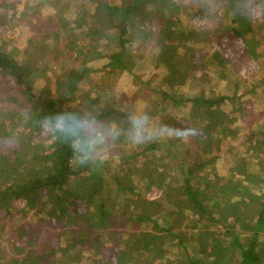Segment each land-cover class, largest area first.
Wrapping results in <instances>:
<instances>
[{"label":"trees","instance_id":"16d2710c","mask_svg":"<svg viewBox=\"0 0 264 264\" xmlns=\"http://www.w3.org/2000/svg\"><path fill=\"white\" fill-rule=\"evenodd\" d=\"M66 1L68 0L64 2ZM121 1L123 2L108 3L106 0H94L96 3L94 12L89 13V10L83 8L79 17L72 18L76 23L70 27V14H65L63 18L55 10L54 15L59 18L57 27L60 31H56L54 36L59 38L60 42L55 48L46 46V43L40 45L36 33L37 35H33L29 40L28 46L37 42L41 53L32 56L30 61H20L11 51L0 48V77L13 81L10 94L18 93L16 96L8 95L16 103L14 106H6L5 113L0 110V151H2L0 152V208L13 207L15 201L22 200L24 213L35 214L36 211L48 207V215H55L57 221L63 223L61 234L55 231L45 234L42 243L36 247L29 246L24 257L7 258L4 264H47L49 255L58 258L63 255L69 256L66 251L81 243L92 252H102L101 250L106 248L102 244L104 239L100 237L99 232L94 231V228L98 230L108 224L112 227L130 221H133L134 228L129 233V241L135 239L136 243L140 244L142 247L140 253L147 251L153 255L152 259H146L145 255L141 256L143 262L136 259L138 264H264V238H261L264 236V232L261 235V231L264 230V175L257 174L255 172L257 169L247 170L246 160L248 155L249 158L257 156L256 162H260L264 170V156L260 154L264 140H260L257 136L259 134L257 129L264 134V123L261 122L264 121V114L250 116L246 123L248 131L242 135L236 136V128L226 126L234 120V112L244 108L240 97L247 91L240 90L237 82H234L232 93L219 91L210 86L205 88L211 65L221 67V76L228 81L226 63L230 61L221 50L205 49L201 53L202 51L195 49V46L186 45L181 41L158 39L153 50V66L163 63L167 72L160 76L157 82L152 83L153 87H150L147 93L151 97L154 94H162V98L175 100L174 103L178 104L190 103L192 114L203 119L201 124L204 125L205 130H200L195 135L197 127H194V122L198 123L196 117L188 118V122L183 123V126L190 131L189 137L194 138L195 143L190 147L188 161L180 165L179 172L176 173L177 178H166V170L159 169L164 164L161 158L167 160L166 156L170 155L171 139L166 142L155 140L134 145L136 146L134 151L123 157L120 163V175L113 177L114 181H111L118 185V188L134 195L127 199V204H122L119 208L114 209L113 204H107L105 198L107 189H112L109 187L110 184L108 186L109 181H106L104 171L99 170V167L103 169L106 166L105 160L97 159L96 168L93 162L85 164L75 162L71 141L76 139V136L65 140L64 134L47 128L48 134L43 140L30 139L29 135L32 132L42 133L43 125L57 114L75 113L80 117H95L97 121L106 118L111 124L115 123L120 129V136L115 140L119 145L115 147L119 154L127 149L130 143L128 135L126 130L125 133L122 132L125 128L120 126L121 98L112 97L105 103L94 105V102L99 101L98 96L102 93L101 83L94 79L89 85L97 91V96L93 99L89 98L90 93L85 92L89 86L83 89L81 85L82 75L90 71L86 63L92 58H102L106 55L96 52L95 56L88 57L91 59H85L83 51L74 52L77 47L69 46L65 39L69 35L80 34L84 42L87 39L92 41L94 34H98L95 38L109 40L112 34L119 38V47L108 55L104 68L108 71H111L110 68L129 70L132 64H127L124 60L129 57L130 37L136 30L135 22L138 19L140 23L142 22V28L139 30L150 36H154L159 31H162L164 37L171 36L170 34L184 31L185 26H181L184 24L179 19L173 22L172 16L151 13V10L159 12L164 5L174 3V0H156L157 4L153 9L146 7L150 0ZM223 2L230 13H223L230 20V26L227 25L229 27H225L224 31L231 29L234 37L244 39L246 52L258 57L256 50L261 43L259 38L255 37L257 33L249 24L250 17L242 13V0H223ZM257 2L264 6L263 0ZM262 14L264 15V11ZM217 17L221 22L224 15ZM178 21L180 23L175 25ZM82 23H84L83 27H81ZM113 25L115 30L109 31ZM190 29L186 33L189 39L193 36L199 38L200 35H206L210 31H206L204 27ZM248 33H250L249 37L246 36ZM124 36H127V39ZM180 48H183V51H180ZM31 49L27 47L26 51L31 53ZM56 50L59 52L54 56ZM63 54H68L72 60L77 55L83 57L79 71L63 67L52 89L47 85L37 90L35 79L43 75L44 69H47L55 57L59 59ZM194 55V60L198 63L193 62V65L191 61ZM188 63L191 64V70H194L192 76L201 82L194 86L197 91L191 97H181L179 95L183 94L178 93L176 89L191 78L185 68ZM165 81L169 85L167 91L160 89L161 85H159V82ZM78 91H83V96L76 95ZM114 101L115 104L119 103L118 106L113 103ZM226 102L232 105L229 111L221 107ZM157 109L165 117L167 113L171 115L169 111L164 112L165 107L162 105ZM22 118L31 127L30 130L27 132L20 130L10 139L9 125H14L12 120ZM166 120L167 123L172 121L169 117ZM64 123L70 124L67 120ZM95 131H88L86 126L78 132V135L86 139L90 132ZM230 138H240L239 141L244 144L247 155L233 157L236 160H233L228 168L229 172L224 175L219 176L206 170V165L214 162L220 156V151L222 154H230L227 147L223 148L224 142H230L227 140ZM213 141H217L219 147L210 148L208 145ZM121 146H125L124 149ZM137 156H141L140 159L143 157L144 167L138 166L140 159L137 160ZM121 171L124 173L122 174ZM133 173V177L129 175ZM240 173L243 176L237 175ZM125 174L129 176L124 178ZM129 179L131 185L127 184ZM134 179L141 183L143 181L142 185L147 188L151 185L163 186L161 187L163 196L148 200L139 191L138 183H135ZM164 180L169 181L164 184ZM89 208L96 211L94 223L90 226V223L85 224L84 221H80L76 228H71L74 219L81 220L90 216ZM10 209H7V212H10ZM47 211L45 210L46 215ZM20 227L25 228L22 234L29 243L32 238L31 228L25 225ZM66 233L70 234L67 237L68 242L63 243V246L59 247L57 244L59 242H52L56 237ZM85 233L87 238L79 237ZM207 240H209L208 248L203 249ZM107 251L117 256L114 255L112 259L115 260L111 259L112 262L106 264H131L128 263V249L125 247L116 251L113 245L112 249L108 247ZM106 257L108 258V255ZM66 259L70 260L69 257ZM99 261L101 263L96 262V264H105L103 259Z\"/></svg>","mask_w":264,"mask_h":264},{"label":"rangeland","instance_id":"374dc122","mask_svg":"<svg viewBox=\"0 0 264 264\" xmlns=\"http://www.w3.org/2000/svg\"><path fill=\"white\" fill-rule=\"evenodd\" d=\"M62 1V0H61ZM65 1V0H64ZM58 2L56 0H0V48L4 50L11 51L12 54L16 57V59L20 61L32 60V56L38 54L40 52V48L37 42H33L30 46L29 40L32 39L33 35H37L39 38V44L46 43L48 47H56L57 43L60 42L59 38H55L54 33L56 31H60V28L57 27V19L58 16L54 15L55 10L59 12V14L63 17L65 14H70V26L75 25V21L72 18L77 17L81 10L84 8L89 10V13H93L95 9L96 3L94 0H68L66 2ZM108 3H121V0H106ZM261 1V0H260ZM264 1V0H263ZM175 3V6H174ZM174 3H170L168 5H164L163 9L159 12L155 10H151L152 15H166L167 17L172 16V21L180 20V22L185 26L184 31L180 33H174L171 36L164 37L162 31H159L154 34V36H150L148 34L142 33L139 29L142 28V22L140 23V19L135 22L136 30L132 37H130V47H128V54L126 60H124L127 64H132V67L129 70H120L119 68L114 69L110 68L111 71H108L107 68H104L105 63L108 61V55L116 51L119 47V38L114 35H110L109 40L106 38H95L98 34H94V37L91 39H95L94 41H88L81 38L82 35L77 34L75 36L69 35L66 37V41H68V45L72 47H77V52L82 50L85 56V59L88 57H92L96 52H100L106 57L102 58H88L89 60L86 65L90 67V71L84 73L82 75L81 85L84 88H87L91 83L96 79L102 85V93L98 96L99 101L94 102V105H98V103H105L106 100L111 99L112 97L121 98L120 109L122 116L120 121V126L124 127L122 132L128 135V131L130 128V123L128 117L130 114L134 113H146L149 116L148 130L152 131L163 127L165 125L173 128L186 129L183 126L185 121L188 122V118L192 119V117H196L195 119L198 123L194 122V127L196 128V134L198 131L204 129V125L201 124V119L199 116L192 114L190 110V103L178 104L171 101L169 98H162V94H154V96H150L147 91L152 86V83L158 81L160 76L164 75L166 71V67L163 63L158 64L156 67L153 66V50L156 47V43H158V39H173L178 42L181 41L189 46H195V49H199L201 53H203L205 49L208 50H221L227 59L230 62L226 63V72L228 73V81L225 78H222L220 69L221 67H214L211 65L208 70V77L206 79V87H214L219 91H225L227 93H232L234 91V82H237L240 90L247 91L245 95L240 97V101H242L244 108L242 110H237L233 114L234 120L230 122L227 127H234L237 130L236 136L242 135L243 133L248 131L247 121L251 118L250 116H258L264 114V15L262 14L264 11V6L257 2V0H242L241 7L242 13H245L249 18V24L253 27V30L257 33L255 35L256 38H259L260 45L257 47V56H251L246 52L247 46L244 39L239 37H234V33L232 30L224 31L225 27L230 26V20L227 15L230 14L227 5L223 2V0H174ZM157 1L150 0L146 7L149 9H153L156 7ZM177 7V8H175ZM224 15V18L219 21L217 16ZM81 16V15H80ZM67 17V18H70ZM79 17V16H78ZM64 18V17H63ZM84 22V21H83ZM176 22L175 25L180 23ZM82 23V26L83 27ZM229 25V26H227ZM231 25H234L231 23ZM204 27L206 31L210 32V38L208 39L209 32L203 36H199V38L193 36L192 38H188L189 35L186 33L193 28ZM114 25L109 28V31H114ZM84 33V30H82ZM37 33V34H36ZM250 33L246 34L249 37ZM127 39V36H124ZM65 38V37H64ZM101 38V39H100ZM64 40V41H65ZM62 41V40H61ZM27 47H31V53L27 52ZM59 48V47H58ZM60 49V48H59ZM97 50V51H96ZM95 51V52H94ZM180 51H183V48H180ZM57 51L54 56L57 55ZM41 53V52H40ZM62 57L50 62L47 66V69H44L43 75L39 76L35 79L34 83L36 84L35 88L37 90L42 87H46L50 85V88L54 86L53 84L57 82L59 79L61 72L63 71V67L71 70L79 71V67L82 64L81 61L83 57L77 55L74 60L70 58L68 54L61 55ZM95 56V55H94ZM174 56V55H173ZM195 55L191 61V63L195 64L196 60H194ZM172 59V56L171 58ZM198 63V62H196ZM193 64V65H194ZM232 64V65H231ZM191 64L188 63L186 65V70L188 71V75L192 78L190 80L184 81L182 85L177 88V92L183 95V97H191L197 89L194 88L195 85L200 84V80L196 79L192 76ZM199 72V70H196ZM1 76V75H0ZM227 81V83H226ZM87 84H86V83ZM13 81L6 80L0 77V110H3L5 113V107L10 105L9 107L14 106L16 103L8 96L10 94V88H13ZM162 90L167 91L169 89V85H167V81L159 82ZM35 89V90H36ZM36 90V91H37ZM84 91V90H83ZM83 91H78L76 95L83 96ZM175 91V90H174ZM85 92L90 93V99H93L97 96V91L94 87H88ZM173 92V91H172ZM10 95H18L10 94ZM158 95V96H156ZM18 97V96H17ZM178 98V97H176ZM175 98V99H176ZM115 104V101L113 102ZM118 102L115 104L118 106ZM159 105L165 107V111H169L171 115L166 114L167 117L162 115V112L157 109ZM221 107L225 111H229L232 107L230 102H226L221 105ZM22 107H20V110ZM160 111V112H158ZM170 118L172 121L167 123V118ZM250 117V118H249ZM14 125H9L11 128L10 139L13 138L16 132L23 130L25 132L30 130V126L26 123L25 119L21 120H12ZM261 121V120H260ZM96 128H88V131H95L96 129L100 130L101 128L108 126L111 124L109 119H103L102 121H97ZM186 122V123H187ZM264 123V121H261ZM115 124V123H113ZM256 126V125H255ZM42 133H38L37 131L32 132L29 135L30 139L37 141L43 140L48 134L46 124L43 125ZM120 130V129H119ZM205 130V129H204ZM257 135L260 140H264V134L260 132ZM190 132V131H188ZM191 133H193L191 131ZM172 140L171 144V152L168 157L166 156L165 160L163 157L161 158L162 168L166 170V178L172 179L177 178L176 173L179 172L180 165L188 161V153L191 151L190 147L194 142V138H188L186 140L179 138H170L167 136L161 137L158 140L160 141H168ZM230 142H224L223 148H228L230 154L227 153L222 154L220 151V156L215 159V161L210 162L206 165V170L212 171L214 174L221 176L229 172L228 168L233 163V157H238L240 155H247V152L244 149V144H242L239 140L240 138H230L227 139ZM259 140V141H260ZM225 141V140H224ZM47 142V140H46ZM117 143V144H116ZM117 141H109L105 146L104 150L101 151L100 156L97 158L98 160H105L103 169L99 167V170L104 171V175L106 176V181L112 187V189H107L105 193L107 204H113L114 209L119 208L122 204H127V199L129 197L134 196L132 193L123 190L122 188H118V185L114 184L111 181H114L113 177L120 175L119 166L121 161H123V157H126L127 154L133 152L136 146L129 143L125 152L118 153L115 145H119ZM217 141H213L208 146L211 147H219ZM220 145V143H219ZM124 149L125 146H121ZM222 148V149H223ZM1 150V149H0ZM2 152V151H0ZM264 156V141L261 145V153ZM141 156H137V160L140 159ZM247 160V170H255L257 169V174L264 175V170L261 168L260 162H256L258 160L257 156L249 158V155L246 157ZM252 162V163H251ZM256 163V164H255ZM143 157L138 161V166L144 167ZM94 167H97V161L93 164ZM250 167V169L248 168ZM264 167V166H263ZM95 171H98L94 169ZM243 174H245L243 168ZM254 172V173H255ZM123 174L124 171H121ZM242 173L237 174L238 176L242 175ZM130 176H134L129 174ZM129 175L125 174L123 177L127 178ZM122 176V175H121ZM127 184L131 185V179L127 180ZM169 180H164V184ZM135 183H138V188L141 193L145 195V197L150 200L159 196H163V189L156 185H151L147 188L142 185L144 183L142 181L138 182V180L134 179ZM10 209V212H7V209ZM48 207L43 210L36 211L34 213H24L23 211V201L17 200L14 203V206L8 208H0V254L2 257L0 258V263L4 264V260L7 258H21L26 254V250L29 246L36 247L44 240L45 234L49 232L55 231L56 233H60L62 231V222L57 221L55 215L49 216ZM86 209V208H84ZM47 211V215L45 213ZM131 210V207H129ZM94 211L93 208H89V215L86 218H76L73 220L72 226L77 227L80 221H84L85 224L94 223ZM20 225H25L26 227L31 228L32 238L28 243L26 241L25 236H23L22 231L23 227ZM134 228L133 221L128 222L127 224H115L112 227L108 224L106 227H102V229L94 228L95 232L100 233V237L103 238V243L106 248H103L102 252L90 251L84 243L77 244L76 247L66 251L69 256L63 255L60 258L53 257L49 255L47 257V264H94L96 262H100L99 260L103 259L104 263L112 262L111 259L114 253L107 251V248L114 245L116 251L118 248L125 247L128 249V263L138 264L136 259L140 262H143L141 256L145 255L146 259H152V253L147 251H142V247L139 243H136L135 239L133 241H129V233ZM73 230V229H71ZM70 230V231H71ZM264 230L261 231V235ZM65 234V233H64ZM70 233H66V235H61L53 239V243H57L59 247L63 246V243H67L68 235ZM75 234L74 232L72 233ZM71 234V236H72ZM260 235V237H261ZM31 236V234H30ZM131 236V235H130ZM53 236L51 235L50 238ZM87 238V235L79 236ZM261 238H264L262 236ZM46 239V238H45ZM49 239V238H47ZM83 244V245H82ZM209 240H207L204 244L203 249L208 248ZM152 245H150L151 247ZM103 253V254H102ZM34 254V253H33ZM72 255L73 257H71ZM108 255V258L106 257ZM140 255V256H139ZM117 256V255H116ZM69 257L70 260L66 258ZM101 258V259H100ZM113 261L115 259H112ZM205 262V261H203ZM101 263V262H100Z\"/></svg>","mask_w":264,"mask_h":264},{"label":"clouds","instance_id":"9594fccd","mask_svg":"<svg viewBox=\"0 0 264 264\" xmlns=\"http://www.w3.org/2000/svg\"><path fill=\"white\" fill-rule=\"evenodd\" d=\"M65 120L69 121L70 124L66 125L64 123ZM128 120L130 123L128 140L133 145H142L164 136L183 140H186L189 136L187 129L173 128L167 125L149 131V116L146 113L130 114ZM96 124L95 117L86 118L80 117L75 113H61L57 114L52 120L47 121L46 127L58 130L64 134L65 140L76 136L77 138L71 141L74 160L79 164H85L89 162L95 163L108 141H114L120 136L119 128L115 124H110L98 131L90 132L86 139L78 135V132L85 129L86 126L88 128H96Z\"/></svg>","mask_w":264,"mask_h":264}]
</instances>
